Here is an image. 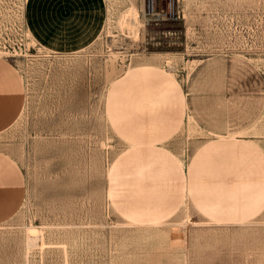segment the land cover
<instances>
[{
    "label": "rangeland",
    "instance_id": "obj_1",
    "mask_svg": "<svg viewBox=\"0 0 264 264\" xmlns=\"http://www.w3.org/2000/svg\"><path fill=\"white\" fill-rule=\"evenodd\" d=\"M26 1L0 0V264H264V0H103L52 46Z\"/></svg>",
    "mask_w": 264,
    "mask_h": 264
},
{
    "label": "crops",
    "instance_id": "obj_2",
    "mask_svg": "<svg viewBox=\"0 0 264 264\" xmlns=\"http://www.w3.org/2000/svg\"><path fill=\"white\" fill-rule=\"evenodd\" d=\"M26 2V26L32 37L46 46H52L55 39L74 41L96 37L106 19L103 0H27ZM136 74L138 75V72L134 73Z\"/></svg>",
    "mask_w": 264,
    "mask_h": 264
},
{
    "label": "built area",
    "instance_id": "obj_3",
    "mask_svg": "<svg viewBox=\"0 0 264 264\" xmlns=\"http://www.w3.org/2000/svg\"><path fill=\"white\" fill-rule=\"evenodd\" d=\"M168 8L171 10V11H174L175 9V0H168Z\"/></svg>",
    "mask_w": 264,
    "mask_h": 264
},
{
    "label": "bare ground",
    "instance_id": "obj_4",
    "mask_svg": "<svg viewBox=\"0 0 264 264\" xmlns=\"http://www.w3.org/2000/svg\"><path fill=\"white\" fill-rule=\"evenodd\" d=\"M259 124V123H258ZM257 126V125H256ZM203 132V131H202Z\"/></svg>",
    "mask_w": 264,
    "mask_h": 264
}]
</instances>
